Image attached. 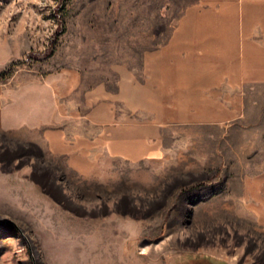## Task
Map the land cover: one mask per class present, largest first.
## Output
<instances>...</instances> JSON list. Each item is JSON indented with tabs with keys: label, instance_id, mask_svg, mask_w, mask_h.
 I'll return each instance as SVG.
<instances>
[{
	"label": "rangeland",
	"instance_id": "1",
	"mask_svg": "<svg viewBox=\"0 0 264 264\" xmlns=\"http://www.w3.org/2000/svg\"><path fill=\"white\" fill-rule=\"evenodd\" d=\"M199 2L0 0V72L10 75L0 102L21 96L31 109L49 95L83 126L71 117L83 114L87 89L114 88L120 67L140 68ZM250 122L264 123L258 107ZM181 134L176 163L102 158L90 176L0 134V264H100L90 252L102 239H121L104 264H264V226L227 202L228 132ZM250 134L264 146V131ZM216 151L220 164L198 162Z\"/></svg>",
	"mask_w": 264,
	"mask_h": 264
},
{
	"label": "crops",
	"instance_id": "2",
	"mask_svg": "<svg viewBox=\"0 0 264 264\" xmlns=\"http://www.w3.org/2000/svg\"><path fill=\"white\" fill-rule=\"evenodd\" d=\"M57 106L44 95L29 109L25 98L4 94L0 134L41 144L70 170L90 176L102 158L176 163L181 133L228 132L227 202L264 226V146L250 139L252 131H264V123L250 122L257 107L264 114V0L190 6L167 41L145 52L140 68L120 67L114 88L101 82L87 89L83 114L71 117L83 126L68 124ZM212 154L196 162L220 164L219 152ZM120 242L102 239L90 253L104 264L103 254L116 258Z\"/></svg>",
	"mask_w": 264,
	"mask_h": 264
},
{
	"label": "trees",
	"instance_id": "3",
	"mask_svg": "<svg viewBox=\"0 0 264 264\" xmlns=\"http://www.w3.org/2000/svg\"><path fill=\"white\" fill-rule=\"evenodd\" d=\"M8 76H10V75H8V74H5V72H0V81L1 80H3V79H5V78H7Z\"/></svg>",
	"mask_w": 264,
	"mask_h": 264
}]
</instances>
